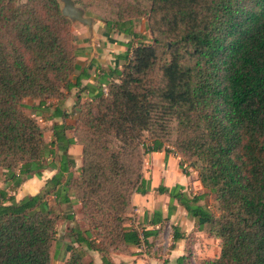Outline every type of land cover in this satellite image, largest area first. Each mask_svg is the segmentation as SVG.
Masks as SVG:
<instances>
[{"label": "trees", "instance_id": "16d2710c", "mask_svg": "<svg viewBox=\"0 0 264 264\" xmlns=\"http://www.w3.org/2000/svg\"><path fill=\"white\" fill-rule=\"evenodd\" d=\"M74 2L131 38L139 34L133 19L146 16L151 43L118 55L105 92L99 87L81 102L76 94L69 112L55 108L45 116L60 118L45 142L25 109L38 115L79 86L71 77L70 21L57 0H0V264H50L55 225L70 195L81 226L69 230L76 246L60 264H84L82 246L112 264L109 252L127 253L139 243L125 221L131 194L149 190L142 156L155 151L173 153L182 171L186 158L216 203L214 216L198 203L203 194L156 188L217 239V255L195 263L264 264V0ZM74 143L76 175L67 153ZM43 170L55 172L35 193L15 199L19 185ZM177 259L189 264V247Z\"/></svg>", "mask_w": 264, "mask_h": 264}, {"label": "crops", "instance_id": "0c3cea01", "mask_svg": "<svg viewBox=\"0 0 264 264\" xmlns=\"http://www.w3.org/2000/svg\"><path fill=\"white\" fill-rule=\"evenodd\" d=\"M82 25L86 28V34H84L86 38L80 40L74 47L76 70L71 76L79 79V86L71 88L67 96L60 101L56 99L49 100L47 110L38 114L39 121L47 126L45 130L47 139L44 138L42 131L45 142L50 140V125L60 122L58 117L45 119V116L48 117L55 108L68 112L67 107L73 104L76 94L79 99H85L95 94L101 85H106L107 81L113 79L111 71L119 68L120 65L118 55L125 52L128 55V50L133 46L129 35L105 27L99 33L97 29H94V25V30L91 27L88 31L86 24L83 23ZM27 103L35 105L37 101L32 100L27 101ZM29 109L31 111L28 112L37 115L31 108H26L25 111ZM65 121L71 124L69 115ZM71 135L72 133L68 132V136ZM67 153L73 156L74 166L70 168V171L73 175H76V167L78 161L80 162V145L77 143L70 145ZM142 160L141 172L143 178L147 181L149 190L145 194H131L130 204L132 209L127 214L125 221L126 227L136 231L139 243L128 245L127 253L109 252V261L112 264H183L177 258L185 255V247L190 249V262L195 258L200 259V257H194V255L198 256V250H196L198 243L201 244L202 251H206L209 243H214L217 247V239L206 232V223L201 224L199 228L197 218L187 215L184 208L177 204L175 200H169L166 193L156 192L159 185L167 188L179 185L181 191L188 197L203 194L198 203L207 208L205 202L207 190L199 183L196 172L192 168V171L188 173L182 171L178 167V158L171 152L166 154L163 151L149 152L144 154ZM54 172L55 170H43L39 178L35 176L27 178L14 191V198L19 199L23 195L35 193ZM61 207H75L77 212L75 214L72 211L62 213V217L56 222L54 239L50 246V264L62 263L68 257L69 247L76 246V243L70 239L69 230L74 225L73 221L80 217L79 204L74 201L73 196H70V202L62 204ZM70 216H72V220L67 218ZM61 225H64L63 230H61L62 238L57 233ZM142 230H149L151 234L143 238L141 235ZM190 233L192 235L191 239H189ZM173 234L178 235V237L173 239ZM80 251L84 264H102L99 253L93 248L82 246Z\"/></svg>", "mask_w": 264, "mask_h": 264}, {"label": "rangeland", "instance_id": "374dc122", "mask_svg": "<svg viewBox=\"0 0 264 264\" xmlns=\"http://www.w3.org/2000/svg\"><path fill=\"white\" fill-rule=\"evenodd\" d=\"M18 1H24V0H18ZM59 4L61 5L60 2H59ZM74 5H75V7H78V5L76 3ZM82 15L84 17L88 16L86 18L92 19V21L90 22V27H92V30L97 29L99 33H101L104 30V17L103 16L102 17L100 16V17L97 18L94 15H86V16L84 14H82ZM82 24L83 23H81L79 21H75V20L74 21H70V31H71V33L73 35V42H72L73 47H75V45L80 40H82L83 38H86V36L84 35V34H86V32H85L86 28H84V26ZM93 25H94V29H93ZM146 25H147L146 16H140V17H137V18L133 19V29L136 31V33H139V34L137 36H134V37L130 38L131 45L134 46V45L139 44V43H143V44L144 43H151V39L149 37ZM119 37H120V35H119ZM105 87H106V85H105ZM100 88H101V86H100ZM83 100L84 99H78V101H80V102L83 101ZM27 101H29V100H25L26 103H27ZM72 105L67 107L68 112H69V110H70ZM28 111H31V110L29 109L26 112H28ZM28 113H31V112H28ZM37 116L38 115H34V117L36 118V121L38 122V124L40 125V127H41V129H42V131L44 133V138L47 139V135H46V131H45L47 129V126L44 123L42 124V122L39 121V118ZM69 116H70V121L72 123L73 122V116L72 115H69ZM177 137L180 138V136H177ZM143 138L146 139V137L144 135H143ZM148 143L149 142H147V145H149ZM166 147H167L166 149H168L169 151H172V152L176 151V148H175V146L173 144H171V145L167 144ZM143 150H144V148L140 147V151L142 152ZM143 156H142V158H143ZM182 162H183L182 168L184 169V171H186L187 173L189 171H192L191 167L188 165V160H186V158L185 159L182 158ZM79 164H80V162L78 161V166H79ZM142 166H143V160L141 162V170H142ZM77 167H76V169H77ZM0 185H1V183H0ZM70 196H72V195H70ZM205 202H206V205H207V209L214 216H216L218 214V210L216 208V203H215L211 193L207 192V197H206V201ZM67 211H72L73 214H75L77 212L75 210V207H70V208L61 207V212L62 213H66ZM73 223L77 224L78 226H81V222L79 221V218H77V220H74ZM63 228H64V225H61L58 228V232H57L58 235L61 238L63 236V235H61V230H63ZM191 238H192V235L190 233L189 239H191ZM207 245H209V246L207 247L206 251H202L201 250L202 246H201L200 243H198V245L196 246V250H198V256L194 255V257H200V259H202L203 257H206V258L207 257L208 258L215 257L217 255L216 249H218V245H217V247H216V245L214 243H209ZM194 260L189 262V264H196Z\"/></svg>", "mask_w": 264, "mask_h": 264}, {"label": "water", "instance_id": "95a60500", "mask_svg": "<svg viewBox=\"0 0 264 264\" xmlns=\"http://www.w3.org/2000/svg\"><path fill=\"white\" fill-rule=\"evenodd\" d=\"M57 2L61 3L60 5V12L63 16H65L66 18H68L70 21H79L81 23L86 24L88 31H90L91 27H90V22L92 21V19L90 18H86L84 17L83 14V10L81 9L80 6L75 7V2L74 0H57Z\"/></svg>", "mask_w": 264, "mask_h": 264}, {"label": "built area", "instance_id": "2783aa9c", "mask_svg": "<svg viewBox=\"0 0 264 264\" xmlns=\"http://www.w3.org/2000/svg\"><path fill=\"white\" fill-rule=\"evenodd\" d=\"M101 90H102V92H105L106 91L105 85H101Z\"/></svg>", "mask_w": 264, "mask_h": 264}]
</instances>
